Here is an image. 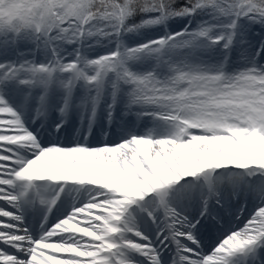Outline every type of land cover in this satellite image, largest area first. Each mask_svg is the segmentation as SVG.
<instances>
[{
    "label": "snow or ice",
    "instance_id": "6c2138e0",
    "mask_svg": "<svg viewBox=\"0 0 264 264\" xmlns=\"http://www.w3.org/2000/svg\"><path fill=\"white\" fill-rule=\"evenodd\" d=\"M0 264H264V0H0Z\"/></svg>",
    "mask_w": 264,
    "mask_h": 264
}]
</instances>
